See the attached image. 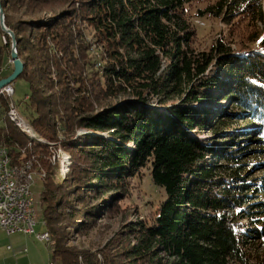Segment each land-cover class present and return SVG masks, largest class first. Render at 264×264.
<instances>
[{"label":"trees","instance_id":"obj_1","mask_svg":"<svg viewBox=\"0 0 264 264\" xmlns=\"http://www.w3.org/2000/svg\"><path fill=\"white\" fill-rule=\"evenodd\" d=\"M203 1L1 0L25 63L18 78L30 88L16 106L37 136L10 119L12 99L0 93V147L14 163L46 169L40 204L53 264H264L250 252L264 226L242 223L264 221V180H248L256 164L239 163L247 146L218 148L200 137L211 117L224 120L214 104L230 101L264 144V0L198 9L226 27L200 48L189 6ZM0 31L2 65L11 37ZM59 147L72 159L61 180L52 161ZM146 169L165 193L152 221L139 218L98 252L69 245L65 227L80 217L71 192L80 204L87 193L104 199L83 211L99 215L118 209Z\"/></svg>","mask_w":264,"mask_h":264},{"label":"rangeland","instance_id":"obj_2","mask_svg":"<svg viewBox=\"0 0 264 264\" xmlns=\"http://www.w3.org/2000/svg\"><path fill=\"white\" fill-rule=\"evenodd\" d=\"M214 1L215 0H205L203 2H195L189 6L192 19L195 21L200 20L202 22L199 21L201 26L198 27L199 37L197 39V46L200 48H205L208 47V45H211L215 37L219 35L221 31L226 30V27L217 19L208 16H197L198 9H204L208 2ZM87 33L90 32L87 31ZM235 39L236 45L239 46L241 38L235 37ZM233 46L235 47V43ZM3 62L4 63L0 65V78L3 75L10 73L13 69V63L10 56H8V53L4 54ZM12 86L14 92L10 97L15 104H19L24 100L26 95L30 93L29 84L24 78H18L12 83ZM154 103L151 105H154ZM214 107L218 109V112H224L225 115L221 117L224 120L220 121V119H218V114L211 117L208 121L209 124L207 125L206 130L200 133V137L203 139H210L214 145L218 146V148L225 147V149H237L243 145L247 146L246 150L239 152V154L246 152L240 159L239 163H255L256 165L254 167L250 166V170L245 177L254 182L264 180V164H262V162H264V144L260 132L256 131L257 125L249 120L239 118L236 114L238 112L237 107L230 101H223L216 105L214 104ZM18 109L25 119L20 114L19 117L26 121L27 116L22 112V107L19 106ZM1 111L2 109H0V117ZM30 129L33 131V134H35L31 126ZM228 132L234 134V137L226 138L227 136L225 135H227ZM54 154L52 161L54 164L59 165V176H57V178L61 180L64 175H67L70 172L72 159L70 153L60 147ZM33 162L32 171L36 179L32 185V191L36 196L37 204L39 206V219L43 222L40 194L43 189V179L46 177V169L40 165L35 167ZM221 163L225 165L223 169L227 170L229 162L222 161ZM42 173H45V175H41ZM132 185V195L129 198L124 200L119 197L117 199V201L121 199L119 201L118 209L114 203L99 215L92 214L86 216L83 211H85L86 208H96L100 203L104 202V199L96 201L87 193L82 197L84 201L80 204V199L78 200L77 198L78 195L71 194V192L68 199L73 204L74 208L79 209V211L75 212L78 213L80 217L76 220L75 225L70 224V227H65L66 240L69 245H73L79 249H89L93 252H98L108 245L111 240L110 244H118L120 239H122V236L125 235L124 233L126 230L129 229L128 225L135 224L139 218L152 221L159 203L165 198L164 190L153 183L150 179L148 169L143 170V174L135 178ZM111 195H107L105 200H108ZM255 198H258V196H255L253 201H256L254 200ZM72 209L73 208L69 205L66 207L65 212L69 214ZM135 210H137V212ZM72 221L73 219H71V222ZM242 223L245 225L243 226L244 229L247 227L255 228L264 226V221L260 224H256L248 219H243ZM40 227L41 224L37 226V230L40 229ZM128 239L131 240L130 236ZM113 241H116V243L113 244ZM252 241L253 244L250 247L252 255L257 258V260H259L261 256L264 258V238H254Z\"/></svg>","mask_w":264,"mask_h":264},{"label":"built area","instance_id":"obj_3","mask_svg":"<svg viewBox=\"0 0 264 264\" xmlns=\"http://www.w3.org/2000/svg\"><path fill=\"white\" fill-rule=\"evenodd\" d=\"M13 92V86L9 85L0 93L12 96ZM19 114L20 111L12 100L8 116L18 126ZM32 162L31 159H25L21 163H14L7 149L0 147V227L8 235L35 234L38 239L50 243V235L36 232V227L39 224L43 226V222L39 219V206L32 191L36 179Z\"/></svg>","mask_w":264,"mask_h":264},{"label":"crops","instance_id":"obj_4","mask_svg":"<svg viewBox=\"0 0 264 264\" xmlns=\"http://www.w3.org/2000/svg\"><path fill=\"white\" fill-rule=\"evenodd\" d=\"M3 41L4 35L0 31V45ZM41 227L38 230L36 227L37 233L46 230L44 226ZM52 259L53 250L49 242L38 239L35 234L8 235L0 227V264H53Z\"/></svg>","mask_w":264,"mask_h":264},{"label":"water","instance_id":"obj_5","mask_svg":"<svg viewBox=\"0 0 264 264\" xmlns=\"http://www.w3.org/2000/svg\"><path fill=\"white\" fill-rule=\"evenodd\" d=\"M0 27L1 29L7 33L11 37V61L13 63V71L7 77L0 79V92L2 90L12 85V83L22 74L25 63L21 59L18 52V41L15 32L9 28L5 23V11L2 6V2L0 0ZM26 133H28L31 137H36V134H32L30 131L23 129Z\"/></svg>","mask_w":264,"mask_h":264},{"label":"bare ground","instance_id":"obj_6","mask_svg":"<svg viewBox=\"0 0 264 264\" xmlns=\"http://www.w3.org/2000/svg\"><path fill=\"white\" fill-rule=\"evenodd\" d=\"M19 121H20V127L22 129L28 130L33 134V131L30 129V125L28 124V122H26L25 120H23L22 118L19 117ZM25 132V131H24ZM28 134V133H27ZM36 138V137H35ZM41 175H45L44 173H42ZM43 226L46 228V230L44 231L45 235H50L49 231L47 230V222L43 219ZM52 242V241H51Z\"/></svg>","mask_w":264,"mask_h":264}]
</instances>
